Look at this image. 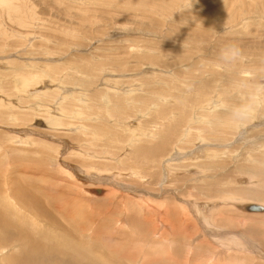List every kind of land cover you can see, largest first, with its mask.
I'll return each instance as SVG.
<instances>
[{"label":"rangeland","instance_id":"374dc122","mask_svg":"<svg viewBox=\"0 0 264 264\" xmlns=\"http://www.w3.org/2000/svg\"><path fill=\"white\" fill-rule=\"evenodd\" d=\"M250 203L264 0H0V264H264Z\"/></svg>","mask_w":264,"mask_h":264},{"label":"bare ground","instance_id":"6f19581e","mask_svg":"<svg viewBox=\"0 0 264 264\" xmlns=\"http://www.w3.org/2000/svg\"><path fill=\"white\" fill-rule=\"evenodd\" d=\"M4 1V0H3ZM6 2V1H5ZM44 71V70H43ZM4 72V71H3ZM28 74H30V73H28ZM33 74V73H32ZM36 74V76H37V73H35ZM33 76H34V74H33ZM36 79V78H35ZM19 83H20V85H22V84H24V80L23 79H21L20 80V78H19ZM34 81V80H33ZM56 91V90H55ZM52 92V91H51ZM57 95V94H56ZM72 97H74V96H72ZM75 99V98H74ZM77 101V100H76ZM75 113V112H74ZM48 114V113H47ZM47 117H48V115H47ZM48 119H51V120H49V124L48 125H55V120L57 119V118H55V117H53V116H49V118ZM57 121H58V119H57ZM47 123V122H46ZM197 162V161H196ZM98 171V170H97ZM253 177V176H252ZM249 178H251V177H249ZM250 181V180H249ZM246 183V182H245ZM249 183V182H248ZM95 190V189H94ZM101 191V190H100ZM94 194V193H93ZM15 197V196H14ZM20 197V196H19ZM18 198V197H17ZM21 198V197H20ZM231 200H234V199H231ZM236 200V199H235ZM232 202V201H231ZM237 202H238V200H237ZM232 203H234V202H232ZM239 203V202H238ZM18 204V203H17ZM251 204V203H250ZM238 205V204H237ZM247 205H249V204H246V205H242V204H239L238 205V208L239 209H241V210H243V211H245V212H247L246 210H245V206H247ZM255 205H258V206H261V205H259V204H255ZM261 207H263L264 208V206H261ZM218 208V207H217ZM16 209V208H15ZM198 211V210H197ZM50 212V211H49ZM264 212V211H263ZM263 212H256V213H263ZM247 213H254V212H247ZM1 215V214H0ZM2 218V217H1ZM0 218V219H1ZM18 218V217H17ZM3 219V218H2ZM5 219V218H4ZM3 219V220H4ZM2 220V221H3ZM5 221H6V219H5ZM61 221V220H60ZM83 221V220H82ZM168 221H170V220H168ZM173 221V220H172ZM208 221V220H207ZM4 222V221H3ZM7 223V222H6ZM10 223V222H9ZM45 223V222H44ZM171 223H175V222H171ZM171 223H169V226L171 225ZM191 223V222H190ZM206 223V222H205ZM187 224H188V222H187ZM187 224H186V227H187ZM0 230H6V229H8L7 227H5V226H7V225H3V223H0ZM173 225V224H172ZM171 225V226H172ZM175 225V224H174ZM176 225H177V227H176V229L178 228V229H180L179 227H178V224L176 223ZM207 225V224H206ZM170 226V227H171ZM180 226V225H179ZM252 226H255L254 224L252 225ZM181 227V226H180ZM173 228V227H172ZM171 228V229H172ZM220 228V227H219ZM82 229V228H81ZM174 229V228H173ZM177 229V230H178ZM185 229V228H184ZM63 230H65V229H63ZM169 230V229H168ZM175 230V229H174ZM174 230H172V231H174ZM182 231L181 232H187L188 230H183V228L181 229ZM16 231V230H15ZM82 231H83V229H82ZM172 231H171V233H172ZM176 231V230H175ZM177 232V231H176ZM176 232H174L173 234H176ZM179 232H180V230H179ZM180 232V233H181ZM4 233V232H3ZM10 233H11V231H10ZM53 233V232H52ZM5 234V233H4ZM4 234H1V235H3L4 236ZM6 234H8V232H6ZM89 234V233H88ZM178 234V233H177ZM183 234V236H184V234L185 233H182ZM182 234H180V235H182ZM0 235V236H1ZM180 235H178V236H180ZM192 235V234H191ZM11 236L13 237L11 240H9V244H8V246H10V244H12V247L15 249V250H21V249H23V248H25V246H27V245H30L29 243H31V245H33L32 247L33 248H37L38 247V249H39V246L37 245V244H34L33 242H31L33 239H31L30 240V238L29 239H24V236L21 234V232H18V233H16L15 235L14 234H11ZM45 236V235H44ZM185 236H187V235H185ZM28 237V236H27ZM174 237V236H173ZM188 237H189V235H188ZM191 237V236H190ZM9 238V237H8ZM7 238V239H8ZM186 238V237H185ZM6 239V238H5ZM50 240V239H49ZM41 241V240H40ZM201 241V239L199 240V242ZM38 242V241H37ZM49 242V241H48ZM205 242V241H204ZM39 243V242H38ZM73 244H75V243H73ZM77 244V243H76ZM40 245V244H39ZM6 246V245H5ZM78 246H80V245H78ZM43 247H45V246H43ZM52 247V246H51ZM193 247V246H192ZM31 248V247H30ZM80 248V247H79ZM2 249V248H1ZM26 249V248H25ZM34 250V249H33ZM54 250V249H53ZM64 250V249H63ZM69 250V249H68ZM22 251V250H21ZM25 252H28L29 253V251L27 250H25ZM41 252V251H40ZM61 253H63L62 251H60ZM59 252V253H60ZM74 252V251H73ZM192 253V251H190V249H189V251L187 252V258L189 257V255ZM196 252H193V257H196V254H195ZM246 253V252H245ZM1 254V253H0ZM57 254V253H56ZM64 254V253H63ZM33 255V254H32ZM54 255V254H53ZM65 255V254H64ZM249 255V254H248ZM28 256V255H27ZM46 256H47V254H46ZM76 256H78V254H76ZM21 257H22V255H21ZM21 257H17V256H12V257H8V258H5V259H3V263L4 264H30L28 261H27V259L25 260V258L23 257V258H21ZM28 257H30V256H28ZM68 257V256H67ZM70 257V256H69ZM56 258V257H55ZM33 259V258H32ZM35 259V258H34ZM37 259V258H36ZM41 259V258H40ZM39 259V260H40ZM47 259V258H46ZM198 259V258H197ZM30 260V259H29ZM38 260V259H37ZM42 260V259H41ZM58 261L57 262H61V261H59V259H57ZM64 259H62V261H63ZM75 260V259H74ZM79 260V259H78ZM187 260V259H186ZM34 261H36V260H34ZM43 261V260H42ZM45 261V260H44ZM54 261V260H53ZM64 261H66V260H64ZM63 261V262H64ZM41 262V261H40ZM39 262V263H40ZM47 262V261H46ZM55 262V261H54ZM63 262H61V263H63ZM206 261H204V263H205ZM33 263V262H32ZM43 262H41V264H42ZM60 263V264H61ZM87 263V262H86ZM210 263V262H209ZM46 264V263H45ZM50 264H53V263H51L50 262ZM64 264V263H63ZM66 264H67V261H66ZM72 264V263H71ZM74 264V263H73ZM85 264V263H84Z\"/></svg>","mask_w":264,"mask_h":264},{"label":"water","instance_id":"95a60500","mask_svg":"<svg viewBox=\"0 0 264 264\" xmlns=\"http://www.w3.org/2000/svg\"><path fill=\"white\" fill-rule=\"evenodd\" d=\"M91 193H94L95 195L98 196V195L101 194V191L97 189V190H93V192H91ZM245 210L247 212H254V213H256V212H263L264 211V208L261 207V206L255 205V204H249V205L245 206Z\"/></svg>","mask_w":264,"mask_h":264}]
</instances>
